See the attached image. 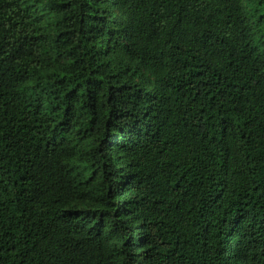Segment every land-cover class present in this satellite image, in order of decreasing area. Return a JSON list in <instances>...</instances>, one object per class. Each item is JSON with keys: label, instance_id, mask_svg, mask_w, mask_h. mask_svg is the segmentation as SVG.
<instances>
[{"label": "trees", "instance_id": "1", "mask_svg": "<svg viewBox=\"0 0 264 264\" xmlns=\"http://www.w3.org/2000/svg\"><path fill=\"white\" fill-rule=\"evenodd\" d=\"M0 264H264V0H0Z\"/></svg>", "mask_w": 264, "mask_h": 264}]
</instances>
